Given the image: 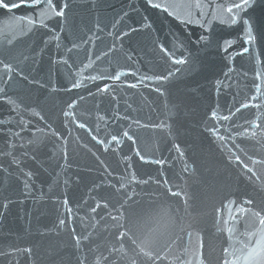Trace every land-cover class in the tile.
Returning a JSON list of instances; mask_svg holds the SVG:
<instances>
[{
	"label": "water",
	"instance_id": "95a60500",
	"mask_svg": "<svg viewBox=\"0 0 264 264\" xmlns=\"http://www.w3.org/2000/svg\"><path fill=\"white\" fill-rule=\"evenodd\" d=\"M133 2L142 4L143 0H133ZM215 2L225 3V0H215ZM72 3L76 6L74 8L76 23L83 20L94 28L98 15L102 27L108 24L106 33L112 30L110 21L113 15L127 5L129 0H100L99 13L92 8L91 0H72ZM30 11L20 8L13 14L19 15ZM217 13L218 17L222 15L219 10ZM13 14L0 9V31L9 33V38L12 35V28L8 20ZM143 14L154 20L153 36H159L162 41L167 40L166 46L170 49L176 37L195 42L201 34L199 27L180 25L172 17L158 10H148ZM255 15L260 17L264 16V13L258 8ZM69 18H72V13L69 14ZM56 19L58 18L49 21L50 26ZM22 23L26 24V22ZM56 30L59 31V28L57 27ZM212 31L220 47L218 48L214 42L211 47L200 52V64L182 66L184 71L178 73L171 81L173 93L171 101L156 93L154 86L137 89H130L127 84L123 87L117 86L115 94L118 103L113 102L109 105L111 96L95 100L87 98L79 103L76 115L80 122L86 123L85 129H79L72 124L68 127L64 126L62 109L66 105H62L61 101L67 97L62 93L50 95L52 92L50 85L46 92L33 90L31 97L22 86L19 88L18 94L25 98L30 109L40 111L45 119L41 120L40 117L31 115V110L23 113L24 119L30 121V124L21 133L23 140L17 139L15 144L18 155H22L25 151L22 145L26 146L29 152L24 165H26L25 171L34 172L32 190L29 193L24 192L22 176L19 177L18 182H13V188L7 191L0 188V196H7L12 200V205L8 209H0L5 213L0 215V252L31 249V256L27 252L19 256L3 255L0 256V264H53L54 260H59L61 257L65 258L68 264H74L76 253L70 246L69 231L75 228L79 232L84 228V224L79 222V217L86 212V209H83L76 213L77 205L90 195L89 189L93 180L99 183L102 179H109L112 183H116L119 175L125 171V162L122 160L124 156L131 157L130 162L134 165L129 171H136L143 178H146L145 173L155 176L158 170L164 171L165 176L161 177V180H170L172 183L169 186L173 187V191H181V187L183 191L177 198H169L162 194L158 196L145 194L137 197L138 202L125 210L129 217L125 227L130 229V234L125 237L122 246L117 245L120 247L118 252L112 251L115 229L104 231L102 228H97L92 242L93 250L89 252V264H95L98 257L103 258L102 264H226V261L227 264H264V142L259 141V137L254 140L243 138L236 140V143L240 144L239 155L248 169L247 173L242 174L241 169L235 164L229 165L228 158L221 155L213 138L208 135L201 123L203 118L209 122V127L217 124V121L211 120L210 115L204 116L205 111L210 114L212 108L219 104L220 115H227V107L229 103L234 102V97H236L235 107L246 102L260 103L251 100L256 93L248 92L245 85L251 87L253 80L260 83L255 77L257 72H264V57L260 55L262 48L259 45L255 47L244 45L242 30L221 24L219 18L213 22ZM44 32V29H40L35 37L30 33L28 37L17 36L13 43L17 44L19 41L17 46L20 47L35 40L42 47ZM89 35L91 33H87L85 39ZM63 36L64 43L67 44L68 39L71 38L67 30ZM225 39L234 41L228 52L237 55L231 59H228L223 51ZM111 42V38L104 40L102 35L95 46L89 43L86 47H94L96 55H99L101 51L107 50L105 44L110 47ZM176 43L179 44V40H176ZM70 46L69 44L68 47ZM133 47L134 51L132 48H128L127 51L131 52L136 61L134 67L139 68L144 74H159V71L153 72L154 62L159 63V61L151 50V45L141 42L139 46L133 45ZM242 47H249L251 57L248 54L239 55ZM177 54H182V49L178 48ZM55 55L57 53L53 43L43 53L42 64H37V67H42L46 73L49 57ZM72 55L73 58L78 55L84 63H87L83 49L76 50ZM126 56L127 52H117L121 66L119 68L105 60L94 63V70H86L84 75H100L105 72L114 74L115 70H126L125 65L133 67L131 62L126 60ZM69 63L72 61L70 60ZM80 66L82 65H77ZM228 68L233 69L232 80L228 81L232 87L221 88L217 94L216 80H224V72ZM245 72L248 73L247 79L243 76ZM72 75H75L74 70ZM58 78L64 81V84L58 87H67L66 76L59 73ZM135 79L129 75L117 82V85L124 80L135 82ZM103 83L110 81L88 83L84 91L74 89L72 98L75 99L77 93L87 97L88 91L95 92L96 87ZM245 95L248 96L247 101L244 99ZM35 99L40 101L39 107L32 103ZM177 102H182L185 106L181 107L178 115L175 109L169 115L167 109L172 108V104ZM127 105L132 107L128 108ZM116 107L121 114L140 119L141 124L152 121L159 125L163 122L168 127L135 128L134 126L133 131L138 137L136 145L125 141L120 149H116V145L112 144L106 150L104 145L97 144L91 136L97 135V139H105V137L110 139V135L117 134V131L122 133L123 129L127 128L128 121L112 122L111 109ZM98 115L104 116V120L100 121ZM257 115L258 110L255 108L242 110L233 123L256 119ZM0 120L5 121L3 126L5 129L11 127L13 131H20L17 127L19 116L15 112H10L2 102H0ZM48 124H51L53 129L61 131L63 137H69L68 143L65 144L63 139L56 137L50 141L45 138L46 146L41 147L39 152L33 155L34 146L28 144V141L36 138L38 128L49 133L51 130L48 129ZM76 137L80 139L76 140ZM8 142H11L10 138L0 131V149L6 151L5 145ZM57 144L60 145L59 149ZM85 144L87 148L84 147ZM173 144L180 145L185 153L183 158L173 149ZM226 147L231 148V144ZM134 148H139L141 153L152 161L165 160V164H145L135 156ZM57 152L59 154L54 155ZM65 152H67V161L64 159ZM4 163L6 164L7 161ZM185 163L190 169H195L194 174L191 171H183ZM65 164L67 167L62 169L61 165ZM65 179L69 181L67 185L64 183ZM177 185L180 187H176ZM144 191L159 192L154 186H149ZM65 197L69 198L68 207L73 210V218L76 220L75 224L69 225L68 231L53 227L58 225L59 218L67 217L63 205ZM232 200H235V204L231 202ZM2 203L3 201H0V204ZM162 207L167 208L168 218H161ZM108 223L111 225L112 222L108 221ZM242 249L249 251L256 249L257 254L251 259H246L248 252H242ZM54 250L58 252L55 257L50 255Z\"/></svg>",
	"mask_w": 264,
	"mask_h": 264
},
{
	"label": "snow or ice",
	"instance_id": "6c2138e0",
	"mask_svg": "<svg viewBox=\"0 0 264 264\" xmlns=\"http://www.w3.org/2000/svg\"><path fill=\"white\" fill-rule=\"evenodd\" d=\"M91 2L92 8L99 13L101 8L100 0H91ZM225 3H227L226 7ZM225 3H216L215 0H207V2L205 0H143L141 4L129 0L127 5L113 15L110 21L112 30L105 33L108 24H104L102 27L98 15L94 28L84 23L83 20L80 23H76V14L74 12L76 6L72 3V0H0V9L7 10L9 14H13L15 10L20 8L31 10L23 14L9 16L8 23L12 28L11 38H9V33L0 31V37H3V39H0V102L6 105L10 112H15L19 116L17 127L20 128V131H13L11 127L5 129L3 127L5 121L0 120V131H3L4 136L9 137L11 141L6 143V151L0 149V188H3L5 191L13 188V182H18L19 177L22 176L24 177V192L29 193L32 190L34 172L25 171L26 165H24V160L27 159L29 152L27 147L22 145L25 147V151L22 155H18L15 141L17 139L23 140L21 133L30 124V121L24 119V112L31 110V115L38 116L41 120H44L45 117L41 115L40 111H36L34 108L30 109V105L25 102V98L18 94L21 86L27 91L29 97L32 96L33 90L46 92L49 85L52 89L50 95L62 93L67 97V99L61 101L62 105H66L62 109L64 126L68 127L69 124H72L79 129H85L86 123L80 122L76 115L79 103L84 102L87 98L95 100L105 96H111V99L108 101L109 105L113 102L118 103L115 94L117 86L123 87L124 84H127L130 89L154 86L156 93L171 101L173 97L171 81L176 78L178 73L184 71L182 66L200 64V52L211 47L214 42L218 48L220 47L212 31L213 22L218 18L221 24L241 29L243 32V44L252 45L253 47L261 46L262 51L260 55L264 57V16L257 17L255 15L258 8L264 13V0H225ZM148 10H158L161 13H166L167 16L172 17L178 24L185 27L188 25L199 27L201 34L195 42L185 41L176 37L172 41L170 49L166 46L167 40L162 41L159 36H153L152 28L154 20L143 14ZM217 10L222 14L219 17ZM70 13H72L71 19L69 18ZM52 18L58 19L50 26L49 21ZM22 22H26V24ZM57 27L59 31L56 30ZM40 29L45 30L42 47L35 40L22 44L20 47L17 46L20 43L19 41L17 44L13 43L17 39V36L28 37L30 33L32 37H35ZM66 30L71 36L67 44L64 43L65 37L63 36ZM87 33H91V35L85 39ZM102 35L104 40L111 38V46L108 47L105 44L107 50L101 51L99 55H96L94 47L87 48L86 46L89 43L95 46L101 40ZM136 37L140 39H134ZM176 40H179V44L176 43ZM141 42L150 44L151 50L158 57L159 63L154 62L153 72L159 71V74H144L140 72L139 68L134 67L136 61L127 49L132 48L134 51L133 45L139 46ZM53 43H55L57 55L49 57L48 69L45 73L42 67H37V64H42L43 53ZM233 43L234 41L231 39L224 40L225 47L223 51L227 54L228 59L237 55V53L228 52V48ZM69 44L71 45L70 47H68ZM178 48L182 49V54L180 55L177 54ZM78 49L84 50L87 63H84L78 55L76 58H73L72 54ZM117 52H127L126 60L131 62L133 67L125 65L126 70H115L114 74L105 72L100 75H84L86 70H94V63L105 60L110 65L115 64L117 68L121 67L119 58H117ZM244 54H248L251 57L249 47H242V52L239 55ZM70 60L72 63H69ZM77 65L82 66L77 67ZM73 70L75 71L74 76L72 75ZM232 71V68H228L224 72L225 79L216 80L217 94H219L221 88L231 89L232 84L228 81L232 80ZM59 73H63L66 76L67 87H58V85L64 84V81L58 78ZM129 75L136 78L135 82L124 80L123 83L117 85V82H120L122 78ZM54 76H56L55 79ZM243 76L247 79L248 73H243ZM255 79L260 80V83H256L253 80L252 86L245 85V88L248 92L254 91L256 95H253L251 100L260 101V103L246 102L240 103L239 107H235L236 97H234V102L229 103L227 107V115H220L221 108L219 104H217V107L212 108L210 114L205 111L204 116L210 115L211 120L217 121V124L209 127V122L203 118L201 119L205 131L213 138L221 155L228 158L229 165L235 164L241 169L242 174L247 173L248 169L239 155L238 149H240V144L236 143V140L238 138L254 140L259 137V141L264 142V72H257ZM102 80L110 81V83H103L101 86L96 87L95 92L88 91L87 97L77 93L75 94L76 98H72L74 89L84 91L88 83ZM244 99L247 101L248 96L245 95ZM32 103L36 107L40 106L38 99L32 100ZM183 106L185 105L182 102H177L172 104V108H168L167 111L171 115L172 110L175 109L178 115ZM127 107L131 108L132 106L127 105ZM233 108L235 109L234 111ZM252 108L258 110L256 119H245L243 123H233V121L238 119V114L242 110H250ZM111 110L113 113V123L123 120L128 121V125L127 128L123 129L122 133L117 131V134L110 135V139H107V137L105 139H97V135L91 136L92 140L96 141L97 144L104 145L106 150L112 144L116 145V149H120L125 141L136 145L138 137L133 131L134 126L135 128L168 127L163 122L159 125L152 121H149L148 124H141L140 119L130 118L127 114H121L118 107ZM132 110L135 111V109ZM98 119L103 121L104 116L98 115ZM47 127L51 130L49 133H45L43 129L38 128L36 130V138L28 141V144L34 146L32 148L33 155L38 153L41 147L46 146L44 143L45 138L50 141L53 137H56L63 139L65 144L68 143L69 137H63L61 131L53 129L51 124H48ZM98 131L99 125L97 126ZM89 134L91 135V130H89ZM69 135L71 136V130ZM75 139L79 140L80 137H76ZM228 144H231V148L226 147ZM84 147L87 148V144ZM172 147L179 153L181 158L185 156L180 145L173 144ZM59 148L60 145L57 144V149ZM133 151L135 156L145 164H165V160L163 159H155L154 161L148 159L146 155L141 153L139 148H134ZM58 154V152L54 153V155ZM93 155L95 154L93 153ZM64 159L67 161V152H65ZM122 160L125 162V171L119 175L116 183H112L109 179H102L99 183L93 180L92 187L89 189L90 195L77 205L76 213H79L83 209H86V212L83 216L79 217V222L84 224V228L79 232L75 228L69 231L70 246L75 249L76 253L74 264H89V252L93 250L92 242L97 228H102L104 231H108L110 228L115 229V243L112 245V251L113 253L120 251V247H117V245L122 246L125 237L130 234V229L125 227V222L129 220L125 210L138 202L137 197L145 194L152 196L162 194L169 198L181 196L182 187L181 191H173V187L169 186L172 183L170 180H161V177L165 176L164 171L158 170L155 176L145 173L144 176L146 178H143L138 172L129 171L134 168V165L130 162L131 157L124 156ZM4 161H7V163L5 164ZM64 167H67V164L61 165L62 169ZM183 171H191L194 174L195 169H190V166L185 163ZM105 175L107 176V169H105ZM68 182L65 179V185ZM149 186H154L159 192L145 193L144 190L149 188ZM176 187L180 186L177 185ZM0 201H3L0 204V209H8L12 205V200L7 196H0ZM231 202L235 204V200ZM246 202L250 203V201ZM63 205L67 211V217L59 218L58 225H54L53 227L68 231L69 225L75 224L76 220L73 218V210L68 207V197L64 198ZM4 214V211L0 210V215ZM161 218H168V210L165 207L161 208ZM108 221L112 222L111 225H109ZM241 251L248 252L246 259H251L252 256L257 254L256 249L250 251L242 249ZM25 252L31 256V249H14L12 252H0V256H19ZM57 254L58 252L55 250L50 253L53 257L57 256ZM102 260V257H98L95 264H102ZM53 264H68V262L65 258L61 257L59 260H54Z\"/></svg>",
	"mask_w": 264,
	"mask_h": 264
}]
</instances>
